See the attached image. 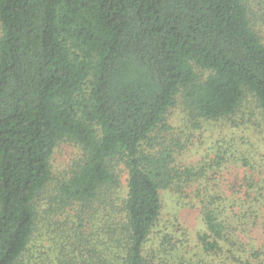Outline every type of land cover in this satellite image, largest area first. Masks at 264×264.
<instances>
[{"label": "trees", "instance_id": "1", "mask_svg": "<svg viewBox=\"0 0 264 264\" xmlns=\"http://www.w3.org/2000/svg\"><path fill=\"white\" fill-rule=\"evenodd\" d=\"M263 4L0 0V264H263L246 244L259 198L228 205L165 137L178 105L191 132L248 97L264 113ZM65 141L80 152L45 204ZM167 190L199 200L194 255L169 234L147 245Z\"/></svg>", "mask_w": 264, "mask_h": 264}, {"label": "rangeland", "instance_id": "2", "mask_svg": "<svg viewBox=\"0 0 264 264\" xmlns=\"http://www.w3.org/2000/svg\"><path fill=\"white\" fill-rule=\"evenodd\" d=\"M251 1L254 5L264 3V0ZM261 7L264 8V4ZM255 9L264 12L260 8ZM261 30L264 39V27ZM188 117L181 105L176 106L165 131L168 144L177 142V146L183 145L182 151L174 153L175 163L203 165L207 171L204 183L210 189L221 190L230 206L239 208L244 203L250 204L247 203V193L259 198L260 202L256 205V208L261 207L259 225L252 232L253 240H247L246 244L256 245L263 251L260 261L264 264V113L254 99L248 97L235 115L225 120L203 122L200 130L191 132ZM154 145L157 146L156 150L161 148L159 140ZM79 152L80 148L66 141L55 150L51 162L52 181L43 196L45 204L52 202L50 198L66 178ZM221 157L224 158L223 162ZM119 164L115 169L119 181L116 191L122 202L128 191V172L122 163ZM162 199L160 221L153 229L147 245L159 247L161 239L169 234L184 240L188 252L194 255L198 252L197 236L205 229L199 200L171 190L163 191ZM45 209L49 211L46 206L43 212Z\"/></svg>", "mask_w": 264, "mask_h": 264}]
</instances>
